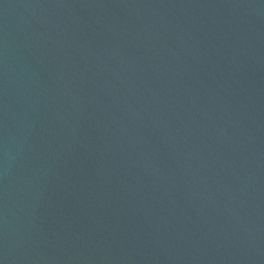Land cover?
I'll return each mask as SVG.
<instances>
[{"label":"water","instance_id":"1","mask_svg":"<svg viewBox=\"0 0 264 264\" xmlns=\"http://www.w3.org/2000/svg\"><path fill=\"white\" fill-rule=\"evenodd\" d=\"M2 264H264V0H0Z\"/></svg>","mask_w":264,"mask_h":264},{"label":"snow or ice","instance_id":"2","mask_svg":"<svg viewBox=\"0 0 264 264\" xmlns=\"http://www.w3.org/2000/svg\"><path fill=\"white\" fill-rule=\"evenodd\" d=\"M0 264H2V262H0Z\"/></svg>","mask_w":264,"mask_h":264}]
</instances>
